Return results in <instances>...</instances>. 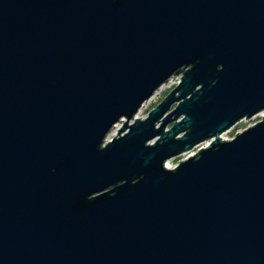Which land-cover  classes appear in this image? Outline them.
<instances>
[{"label": "water", "instance_id": "95a60500", "mask_svg": "<svg viewBox=\"0 0 264 264\" xmlns=\"http://www.w3.org/2000/svg\"><path fill=\"white\" fill-rule=\"evenodd\" d=\"M0 264H264V0H0Z\"/></svg>", "mask_w": 264, "mask_h": 264}, {"label": "rangeland", "instance_id": "374dc122", "mask_svg": "<svg viewBox=\"0 0 264 264\" xmlns=\"http://www.w3.org/2000/svg\"><path fill=\"white\" fill-rule=\"evenodd\" d=\"M180 77H181V74L172 75L169 78L170 83L167 86H165L162 91H160V93L158 94L157 97H154L150 101H147L146 104L144 105V107H142L140 109V112H138L135 117H139L141 119L146 117V115L169 93V91H171L178 84V82L180 81ZM261 117H262V115L257 114L255 116H253L252 118L241 120L236 125H234L232 128H230L227 131L220 134V138L223 140L231 139L237 133H240L245 128L252 126L256 122H258L261 119ZM121 126H122V124L120 125L119 122L116 125H114V127L111 128V130L109 131L106 139L110 140L111 138L116 136L118 129ZM204 143H207V142H203L200 145L194 147L192 150L185 152V153H183V154H181L175 158H171L170 160H168L170 162V167L173 168L174 166H176L178 164V162L188 158L191 155L196 154L201 147H205Z\"/></svg>", "mask_w": 264, "mask_h": 264}, {"label": "built area", "instance_id": "2783aa9c", "mask_svg": "<svg viewBox=\"0 0 264 264\" xmlns=\"http://www.w3.org/2000/svg\"><path fill=\"white\" fill-rule=\"evenodd\" d=\"M169 80H170V79H168V81H166L162 86H160L159 89H158L157 91L154 92L153 96H152L148 101H150V100H151L152 98H154V97H157L158 94L160 93V91H162V90L164 89V87L167 86V85L170 83ZM178 83H179V82H178ZM165 84H166V85H165ZM146 102H147V101H146ZM146 102L142 104V107H144V105L146 104ZM105 141H108V140L106 139Z\"/></svg>", "mask_w": 264, "mask_h": 264}, {"label": "bare ground", "instance_id": "6f19581e", "mask_svg": "<svg viewBox=\"0 0 264 264\" xmlns=\"http://www.w3.org/2000/svg\"><path fill=\"white\" fill-rule=\"evenodd\" d=\"M141 108H142V106L138 109L137 113L140 112V109H141ZM137 113L135 114V116L137 115ZM259 115H263V113H260ZM137 118H139V117H137ZM144 118H145V117H144ZM139 119H141V118H139ZM122 121H124V120H122ZM119 124L121 125L122 122H119ZM222 140H223V139H222ZM204 144H205V146H206L207 143H204ZM165 166H166L167 168H171V167H170V162H169L168 160L166 161Z\"/></svg>", "mask_w": 264, "mask_h": 264}]
</instances>
